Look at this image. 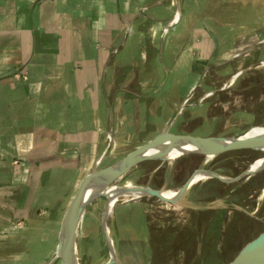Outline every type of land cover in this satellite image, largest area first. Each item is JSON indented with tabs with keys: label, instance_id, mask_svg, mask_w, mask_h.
I'll list each match as a JSON object with an SVG mask.
<instances>
[{
	"label": "crops",
	"instance_id": "obj_1",
	"mask_svg": "<svg viewBox=\"0 0 264 264\" xmlns=\"http://www.w3.org/2000/svg\"><path fill=\"white\" fill-rule=\"evenodd\" d=\"M262 32L264 0H0V264L61 262L62 217L83 177L173 127L204 75ZM149 198L117 203L105 224L104 209L88 215L92 245L109 255L110 235L122 264V239L144 231L148 246Z\"/></svg>",
	"mask_w": 264,
	"mask_h": 264
},
{
	"label": "rangeland",
	"instance_id": "obj_2",
	"mask_svg": "<svg viewBox=\"0 0 264 264\" xmlns=\"http://www.w3.org/2000/svg\"><path fill=\"white\" fill-rule=\"evenodd\" d=\"M256 41L262 42L227 66L211 69L204 75V81L185 102L170 132L234 136L252 127L264 126V65L260 64L264 62V32L259 34ZM249 66L250 69H246ZM243 69V73L226 86V82ZM184 154L179 159H174L178 155L172 156V161L140 162L121 179L128 177L129 186H163L166 190L177 188L198 169H208L234 178L250 162L264 156L263 152L252 149L227 151L211 158L198 153ZM157 165L161 168L151 173ZM215 185L211 197H208L210 193L205 194L207 197L193 194L195 197L191 195L180 202L182 206L180 203L149 198L152 206L147 217L154 232L153 237H162V243L156 241L155 246H145V264H229L245 244L264 230V198L259 199L264 185V170L233 183L216 182ZM228 190L233 191L231 205L224 199ZM122 201L120 197L117 203ZM106 202L105 197H100L86 207L82 232L89 236L78 246V253L84 252L83 259L79 260L81 264H103L104 259L99 262H94V259L108 255L100 241L92 245L91 238L97 236L98 239L97 222L88 216L92 214L100 218ZM203 209H207L206 212L198 216L197 213ZM180 211H184L185 216L196 215L194 228L182 225L184 219V223L190 224L187 218H180ZM215 211V219L208 220L207 217ZM155 248L158 249L156 257L160 256V262L152 263ZM141 249L139 247L138 251ZM78 253L76 256L79 259ZM124 264L131 262L127 260Z\"/></svg>",
	"mask_w": 264,
	"mask_h": 264
},
{
	"label": "water",
	"instance_id": "obj_3",
	"mask_svg": "<svg viewBox=\"0 0 264 264\" xmlns=\"http://www.w3.org/2000/svg\"><path fill=\"white\" fill-rule=\"evenodd\" d=\"M262 42V41H260ZM259 42V43H260ZM254 46H251L247 48L246 50L237 53L233 58L239 57L248 50L252 49ZM246 69H250V66L247 67ZM207 71V69L204 71ZM243 70H240L236 72L233 76H239L243 73ZM185 102L181 104V106L178 108V112L181 111V109L184 107ZM173 119L169 122V125L166 129L158 133L153 139L148 141L147 143H144L143 145L135 148L131 152H129L127 155H125L123 158L120 160L116 161L113 164L110 165H105L101 166V161L103 158H105L110 150V146L113 141V135L112 133H109V140L107 142V146L105 149V153L103 155V158L100 160L99 165H97L92 171L87 173L83 179L81 180L78 189L71 199L61 221L60 225V230H59V235H58V245H57V251H56V257L55 259L61 260L62 264H81L79 262V259L77 258V247H76V235H77V230L79 227V223L81 221L82 216L84 215V212L86 210V207L95 199H98L100 197H105L107 200V195L106 192L108 189L111 188H116V189H122L125 190V193H128V195H120V197L123 198V201H128L134 197H139V196H153L157 197L162 201L165 202H170V203H179V201H169L166 200L162 197V193L164 191V188L162 189H154L151 187L147 186H129L128 185V177H125L124 179L123 176L132 169L133 167L137 166L140 162L146 161V160H161V161H172L174 159H177L183 155L186 154H181L175 157L174 159H169V157H166L165 155H154V154H145V152L152 150L157 146L156 140L160 136H166L169 137L173 140H179V139H186L188 140V143L192 146H197V147H202L210 144H215L221 141L225 140H232L234 141V145H229L228 147L222 148V150L218 151L216 154L212 155L214 157L215 155L231 151V150H237V149H252L256 151H261L264 153V147L260 144L257 143H252L249 141H246L242 139V136L245 135L246 131L236 134L234 136H200V135H192V134H178V133H172L170 132V125L172 124ZM257 127V126H256ZM182 141V140H181ZM180 142V141H178ZM177 143V142H176ZM172 144V147L177 146V144ZM206 156V154H201ZM128 161H131L128 166L121 170V167ZM104 172L103 177H102V187L100 190L97 192H94L93 194L88 195L87 197H83V184L86 181L88 177L91 175L95 174L96 172ZM210 171V170H206ZM119 172V173H118ZM212 173H215L213 177L218 178L219 180L223 182H229L224 179H222L221 175L217 172L210 171ZM250 174L254 173H249L247 171L241 172L238 176L231 178L230 182H235L238 181L245 176H248ZM192 177L186 182L184 187H182L179 191L181 192L182 190H186L188 186L192 182ZM138 192L139 194H132ZM124 193V194H125ZM118 198V199H119ZM118 201V200H117ZM117 201L113 205V207L117 204ZM107 205L108 203L106 202V206L104 209L103 213V224H105V218L107 216L106 210H107ZM112 207V209H113ZM112 211V210H111ZM74 219L72 229H68V223ZM72 236V242L75 246L76 253H74V257L71 254L70 247L68 244L69 241V235ZM106 242L108 246V251H109V258L106 261L105 264H120L119 259H118V250L117 246L113 243L110 235H106ZM51 264V263H48ZM229 264H264V230L258 234L254 239L249 241L247 244H245L242 249L238 252V254L235 256V258L229 263Z\"/></svg>",
	"mask_w": 264,
	"mask_h": 264
},
{
	"label": "bare ground",
	"instance_id": "obj_4",
	"mask_svg": "<svg viewBox=\"0 0 264 264\" xmlns=\"http://www.w3.org/2000/svg\"><path fill=\"white\" fill-rule=\"evenodd\" d=\"M261 65H264V62L260 63ZM257 67H259L257 65ZM238 76H232L227 82L226 86L232 84ZM242 139L252 142V143H257L260 144L264 147V126H257V127H252L249 130L246 131L245 135L242 136ZM182 140V141H181ZM180 141V142H178ZM177 142V143H176ZM177 144V146L172 147V144ZM157 146H155L154 149L149 150L145 152V154H154V155H165L166 157H169V159L174 156V155H180L184 153H198V154H206L207 158H211L212 155L216 154L218 151L222 150V148L228 147L229 145H234V141L230 140H225L221 141L215 144H210L202 147H197V146H192L190 143H188V140L186 139H177L173 140L169 137L166 136H160L156 140ZM131 161L126 162L122 167L121 170L125 169L128 164H130ZM264 170V156L257 158L253 160L251 163H249L244 171H247L249 173H257ZM105 171L103 172H96L95 174L91 175L86 179V181L83 184V197H87L90 194H93L94 192H97L98 190L101 189L102 187V177ZM119 173V172H118ZM215 173H212L210 171L206 170H197L192 177V182L200 181V180H205L210 177H213ZM221 175V174H220ZM222 179L226 181H231L230 177H226L224 175H221ZM88 180V181H87ZM187 181V180H186ZM125 190L122 189H116V188H111L108 189L106 192L107 195V210L106 213L108 214L111 210L115 202L118 200L120 195H128V193H125ZM132 194H139L138 192L132 193ZM226 194V193H225ZM184 195V190H182L180 193L174 190H164L162 193V197L166 200L169 201H181ZM264 198V186L261 190V194L259 199L261 200ZM74 219L71 220L68 223V229H72ZM69 235V234H68ZM69 241V247L71 254L74 257V253H76L75 246L72 242V236H68Z\"/></svg>",
	"mask_w": 264,
	"mask_h": 264
},
{
	"label": "flooded vegetation",
	"instance_id": "obj_5",
	"mask_svg": "<svg viewBox=\"0 0 264 264\" xmlns=\"http://www.w3.org/2000/svg\"><path fill=\"white\" fill-rule=\"evenodd\" d=\"M216 67H219V66H216ZM215 93H216V91H215ZM237 150H240V149H237ZM231 151H233V150H231ZM162 162H164V161H162ZM212 168L213 167H211L209 169H212ZM202 170H208V169H202ZM196 171L197 170H195L194 173ZM210 171H212V170H210ZM262 171H260V172H262ZM257 173H259V172H257ZM193 174H190L186 179H184V181L179 186H176L177 188L172 187V189H166V190L179 191L182 187H184V185L186 184V182L190 179V177ZM219 174H221V173H219ZM254 174H256V173H254ZM216 182L233 183V182H223V181H221V180H219L218 178H215V177H210V178L205 179V180L191 182V184L188 186V188L184 191L183 198H182L181 201H179V203L182 202V201H184L185 198L189 199L191 197V195L193 197H195L194 195H196V196L204 195L205 196L206 193H210L208 195V197H211V191H212V194H213V192H215L214 190L216 188V185H215ZM232 192H233L232 190H228L226 192V194L224 195V199L226 200L227 203H230V205L232 203V195H233ZM205 197H207V196H205ZM152 198L159 199V198L153 197V196H152ZM180 205L182 206L181 203H180ZM205 210H207V209L201 210V212H198L197 215L200 216V214L205 213L206 212ZM149 211H151V207H150V210ZM224 211L226 212L227 209H224ZM216 212L217 211L213 212V214L211 216L207 217V218H209L208 220L211 221V220L215 219ZM148 214H147V216H148ZM186 216L184 214V211H182V212L180 211V218H182V219H183V217L187 218V220H189L188 223L190 224V225H188V224L184 223V221L186 220V219H184L183 220V223L181 222L182 225L184 227L186 226L187 228H194L195 227V225H194V223H195L194 218H195L196 215H193L192 216L190 214H187ZM204 217H206V215H204ZM203 223H206V222H203ZM148 228H149L148 245L155 246L156 245V241L161 242L162 237H160L158 239H155V237H153L154 232L152 230V226H151V223H150L149 219H148ZM142 233H144V231L139 232V235L138 236H136V235L135 236L130 235V237H128L127 239H122L120 241V245H119L120 257L126 256L128 258V260L131 262V264H145L144 260L146 258H144V253L143 252H144L145 246H147V244H145L146 241H145L144 237L142 236L143 235ZM139 247L142 248L141 251H138V248ZM157 254H158V249L155 248L154 249V258H153L152 263L160 262L159 261V257L160 256L159 257H156Z\"/></svg>",
	"mask_w": 264,
	"mask_h": 264
},
{
	"label": "built area",
	"instance_id": "obj_6",
	"mask_svg": "<svg viewBox=\"0 0 264 264\" xmlns=\"http://www.w3.org/2000/svg\"><path fill=\"white\" fill-rule=\"evenodd\" d=\"M167 29V27H165V30ZM108 140H109V135H108Z\"/></svg>",
	"mask_w": 264,
	"mask_h": 264
}]
</instances>
